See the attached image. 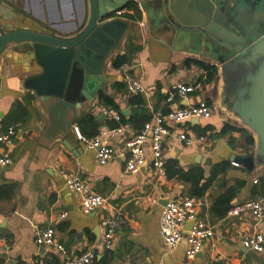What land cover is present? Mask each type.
Segmentation results:
<instances>
[{
	"label": "crops",
	"instance_id": "1",
	"mask_svg": "<svg viewBox=\"0 0 264 264\" xmlns=\"http://www.w3.org/2000/svg\"><path fill=\"white\" fill-rule=\"evenodd\" d=\"M3 1L57 37L75 35L88 18L86 0ZM177 2L181 16L194 9L190 0ZM118 19L127 27L124 32L122 26L115 31L116 36L121 35L117 46L104 58L102 76L106 82L99 83L101 91L113 99L122 113L129 111L126 116L137 110L128 104L132 96L120 79L123 65L119 69L112 66L117 57L129 55L133 76L147 90L142 96L143 109L150 116L178 105L201 101L216 104L218 110L210 119H190L180 127L189 136L205 138L206 145L185 148L179 142H170L166 158L176 160L184 171L200 167L206 178L213 165L227 162L230 167L218 176L202 199H195L188 197L187 187L179 181L157 183L148 169L145 173H126L127 154L121 142H113L115 157L104 166L96 162L93 151L81 144L75 152L68 150L60 141L62 137L72 133L74 126L82 131L80 120L84 116H92L96 121L102 109L110 108L102 107L95 93L91 102L74 112L66 111L59 123L51 125L46 104L25 85L30 78L40 75L42 68L29 54V44L10 45L0 56V132L5 130L16 102L26 110L27 119L17 130L10 148L12 164L0 167V187L14 186L12 195L0 196V264H61L64 257L52 248L34 243L37 231L48 227L55 230L56 239L66 248L68 257L94 249L96 262L100 264H264V251H247L240 242L242 235L254 229L251 219L226 215L217 218L210 212L216 198L237 181H244L245 186L231 204L253 198L254 185L264 175V165H256L248 172L233 161L237 156H255L256 140L249 129L220 106L223 84L219 65L197 42L174 41L167 29L154 25L139 7L122 10ZM187 60L215 66L214 80L206 82L205 72L194 65L186 66ZM116 83L125 87L115 88ZM178 84L190 85L194 91L167 104L166 97ZM106 122L105 116L97 122L99 130L107 127ZM225 126L245 129L253 137L254 146L246 145L238 132L222 135ZM62 171L78 174L94 193L104 197L107 203L103 209L84 214L79 198L66 188ZM161 198L194 199L199 205V217L212 228V237L193 261L188 262L185 257V240L172 251L164 249L158 225ZM118 210L126 222L117 232L113 248L102 250L98 248L102 236L100 219ZM62 213L67 214L66 218H60ZM259 230L264 233V226Z\"/></svg>",
	"mask_w": 264,
	"mask_h": 264
},
{
	"label": "water",
	"instance_id": "2",
	"mask_svg": "<svg viewBox=\"0 0 264 264\" xmlns=\"http://www.w3.org/2000/svg\"><path fill=\"white\" fill-rule=\"evenodd\" d=\"M88 18L71 37H57L15 8L0 0V56L13 44H29V54L42 68L26 87L41 98L48 120L59 123L63 113L74 112L91 102L106 82L104 58L115 49L127 24L118 19L127 8L139 7L159 28L167 29L178 43L197 42L219 65L222 78L220 106L249 129L256 140L255 156H237L233 161L251 172L264 165V0H190L193 10L184 16L177 0H86ZM193 19V22H187ZM129 111L123 113L128 115ZM104 118L101 112L96 121ZM62 145L80 149L73 133ZM174 151V147H173ZM147 171L144 164L140 172ZM172 198H161L164 207ZM193 222L187 224L190 229Z\"/></svg>",
	"mask_w": 264,
	"mask_h": 264
},
{
	"label": "built area",
	"instance_id": "3",
	"mask_svg": "<svg viewBox=\"0 0 264 264\" xmlns=\"http://www.w3.org/2000/svg\"><path fill=\"white\" fill-rule=\"evenodd\" d=\"M132 70V62L124 64L119 70L120 79L125 84L129 96L146 95V88L133 76ZM193 91L190 85L178 84L166 97L165 102L171 104L176 98H186V95ZM217 110L216 104L201 101L193 105H178L167 112L156 111L139 132H134L129 126L119 125L116 128L103 127L92 138L85 137L77 126L73 127L72 133L79 144L86 150L94 152L96 162L100 166L114 159L113 142H121L127 154L125 172L139 174L142 166L146 164L152 177L160 184L168 180L166 172L168 143L179 142L185 148L206 145L205 138L189 136L180 130V127L190 119L208 120ZM102 112L108 122L120 123L121 116L118 112L111 109H102ZM20 128L21 124H13L0 132V167L12 164L10 148L14 145L16 132ZM61 177L66 188L79 198L84 214L94 213L106 205L107 200L94 193L78 174L62 171ZM198 206L194 199L172 198L162 207L158 221L159 235L164 249L172 251L185 240V257L188 262L193 261L201 253L202 248L213 235L212 228L199 217ZM66 216V213H62L60 218L64 219ZM226 216L251 219L254 229L242 235L241 245L250 252L264 251V233L259 230L260 226H264V197L256 195L244 202L233 203L227 210ZM125 222L126 218L119 210L102 217L99 223L102 236L98 248L105 251L111 250L115 244L117 232ZM190 222H193L192 227L186 229ZM34 243L38 247L52 248L64 257L61 264H100L96 262L94 249L68 257L66 248L58 242L55 230L50 227L39 229Z\"/></svg>",
	"mask_w": 264,
	"mask_h": 264
},
{
	"label": "trees",
	"instance_id": "4",
	"mask_svg": "<svg viewBox=\"0 0 264 264\" xmlns=\"http://www.w3.org/2000/svg\"><path fill=\"white\" fill-rule=\"evenodd\" d=\"M129 60V55L117 57L112 62V66L114 69H119L122 65L128 63ZM185 64L186 66L194 65L205 72L206 82L213 81L216 76V67L208 63H204L198 60H187ZM114 87L121 88L125 86L122 83H116L114 84ZM98 101L102 107L110 108L118 112L121 116L120 123L106 122V126L109 128H116L119 125H128L135 132H139L142 129L143 125L151 118V116L147 114L143 109L144 101L142 99V96H133L129 99L128 104L130 106L137 107V110L133 111V113L129 116H124L120 111L119 106L113 101V99L105 95L102 91L98 93ZM26 119V110L20 103L16 102L13 104L11 112L7 117L6 128L13 124H22L26 121ZM80 124L83 125L82 131H80L85 137L92 138L98 133L100 124L97 123L95 121V118L92 116H84V118L80 120ZM228 132L240 133L246 145L250 147L254 146L253 137L245 129L232 128L228 126L223 127L222 135H225ZM229 167L230 165L227 162L213 165L211 167L209 176L206 178L204 170L200 167H192L187 171H184L182 168H180L176 160H168L166 162V172L168 180H176L185 185L187 187L188 197L195 199H202L211 185L217 180L218 176L224 175L228 171ZM244 186V181H237L233 186L226 189L224 193L220 194L211 206V214L213 216H216L217 218L224 217L227 213V210L231 206V202L236 198V196L240 193L241 189ZM13 191V185L0 187V196H4L5 194V197H8L9 195L13 194ZM252 194L255 196L259 195L264 197V175L254 185Z\"/></svg>",
	"mask_w": 264,
	"mask_h": 264
},
{
	"label": "rangeland",
	"instance_id": "5",
	"mask_svg": "<svg viewBox=\"0 0 264 264\" xmlns=\"http://www.w3.org/2000/svg\"><path fill=\"white\" fill-rule=\"evenodd\" d=\"M259 6L262 9V11H264V2L262 4H259ZM263 32H264V30L261 33H263ZM249 132L253 135V133L250 130H249ZM150 173H151V171H150Z\"/></svg>",
	"mask_w": 264,
	"mask_h": 264
}]
</instances>
